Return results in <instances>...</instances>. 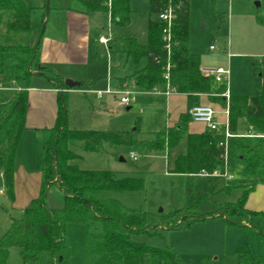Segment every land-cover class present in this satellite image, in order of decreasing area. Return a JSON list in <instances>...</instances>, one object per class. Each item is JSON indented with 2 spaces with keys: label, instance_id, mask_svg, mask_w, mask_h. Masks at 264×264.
<instances>
[{
  "label": "rangeland",
  "instance_id": "1",
  "mask_svg": "<svg viewBox=\"0 0 264 264\" xmlns=\"http://www.w3.org/2000/svg\"><path fill=\"white\" fill-rule=\"evenodd\" d=\"M24 1L34 9L32 45L41 43L42 46L43 39L40 40V36L44 30L41 31L40 26L45 22L44 18L48 21V30L46 28L44 35L57 36L64 26L67 13L72 8H82L72 0H50L48 11L45 9L48 0ZM130 5L131 25L125 31L111 26L109 14L106 12L87 15L91 51L86 64L81 67V79L75 80L84 83L83 92L106 91L114 77L118 76L117 69L120 72L124 69L126 75H131L146 66V60L139 65L129 61L126 68H120L116 66L120 62L119 57L111 55L108 50L123 34L133 35L141 45L148 43L149 0H130ZM56 29H59L58 32ZM100 37H108L111 43L109 46L100 45L103 53L97 60L93 47L94 41H98ZM212 47L214 50H211ZM190 49L201 56L204 67L230 70L229 90L232 97H264V0H191ZM8 64L14 65V61L11 60ZM52 69L56 68L47 67L46 76L52 75ZM32 72L36 73V67H33ZM17 74L23 75L19 70ZM2 80L6 90L0 92V125L5 119L4 112L16 95L14 91H27L30 100L31 92L41 93L43 88L51 84L47 78L36 75L17 81V84L8 77ZM225 86V83H217L211 78L210 94L218 93ZM79 95L85 98L84 94ZM87 96L95 102L93 105L74 98L78 97L76 94L65 98L68 127L71 130L133 134L139 141L151 140L153 135L166 130L164 100L153 93L135 94L132 97H138L139 101H134L130 106L122 105L120 96H106L103 102L97 101L91 95ZM59 98V94L56 95V103L53 104V108H57V117ZM219 104L226 108L223 103ZM31 107L30 123L40 127L35 131L28 130L22 136L20 152L15 161L14 200L11 201L7 195L0 198V239L8 232L13 220L21 218L32 201L41 194L45 144L51 137L57 118L50 129L43 127L46 124V114H49L50 110V99L46 96L40 100L37 95ZM220 133L223 134L224 130ZM237 133L242 135L241 137L249 135L250 128L245 119L239 121ZM239 138L227 137L226 165L221 168L220 175H199L193 179L196 205L187 198L189 178L171 172L175 159L187 152L186 137L168 153L151 152L138 146L116 147L106 143L100 152L87 153L83 143H76L71 150L78 158L72 164L81 170L111 171L119 179L132 177L144 181V188L138 191L102 193L103 198L118 201L125 209L139 218H144L151 226L146 232L132 235L134 243L158 249L170 248L185 264H200L204 258L214 260L218 264H236V250L247 242L248 229L245 226L249 227L251 222L248 219L251 218L235 216L229 219V223L227 217L222 216L221 208L228 203L237 202L243 188L235 189L230 195L218 191L210 194L209 188L216 184H220V188L232 187L230 185L244 178L240 155L235 147ZM132 152L136 155V160L131 159ZM1 187L5 191L0 172ZM47 205L52 208L63 207L64 196L58 187L51 188ZM175 212L179 213L176 218L173 217L177 214ZM193 216L207 219L190 224ZM214 216L219 217L212 219ZM177 222L178 227L169 228ZM253 224L255 227H264V219L256 217ZM155 225L159 228L153 227ZM97 230H101L98 223L90 227L68 225V264H86L84 248L87 235ZM249 245L254 254L264 256V239L261 235L253 236ZM6 264H24L19 249L10 251Z\"/></svg>",
  "mask_w": 264,
  "mask_h": 264
},
{
  "label": "trees",
  "instance_id": "2",
  "mask_svg": "<svg viewBox=\"0 0 264 264\" xmlns=\"http://www.w3.org/2000/svg\"><path fill=\"white\" fill-rule=\"evenodd\" d=\"M81 4L87 15L106 12L111 26L126 29L131 23L130 0H72ZM171 8L175 19L172 28L171 48L168 50L163 31L166 25L159 16ZM47 9V7H45ZM34 9L24 0H0V79L11 81L30 79L36 74L47 77L59 91L57 123L45 144V169L40 197L33 200L21 218L15 219L8 232L0 239V264H6L10 251L19 249L24 264H68L66 237L69 224L92 226L100 224L101 230L89 232L84 248L86 264H185L172 249H158L136 244L132 235L146 232L151 226L144 218L135 216L118 201L105 199L104 192L138 191L144 181L138 178L119 179L111 171H87L73 165L78 156L71 148L83 143L87 153L100 152L104 143L116 147H140L151 152L166 153L187 138V153L175 161V175L189 178L187 198L194 205L193 179L202 174L212 175L226 164V137L220 131L207 129L202 134H189L187 114L182 115L176 127L165 133L153 135L151 140L139 141L133 134L105 131L71 130L68 127L67 107L63 90L69 89L62 77L54 72L46 76L38 67L40 44L32 45ZM150 20L148 43L141 45L136 38L123 35L111 47L112 55L126 56L134 64L147 60L146 66L124 79H117L116 89L124 90L130 82L142 92H170L188 97L189 108L199 104L201 96L210 93V79L202 74L200 56L190 50L191 0H149ZM45 21V18H44ZM47 22L40 26L44 30ZM43 34V33H42ZM42 37V35L40 36ZM14 65L9 66V61ZM36 67L38 73H33ZM23 73L18 75L17 71ZM18 88V87H15ZM14 89V88H13ZM223 88L221 91H225ZM2 92V91H0ZM12 104L4 112L0 125V172L5 194L14 200L15 161L21 138L26 131L29 109L27 91L16 90ZM2 102L0 101V105ZM229 130L237 132L238 123L245 119L254 135L264 136V97L233 96L230 100ZM247 180L259 178L264 182V137H240L235 144ZM212 185L209 193L230 195L243 188L235 203L221 208L222 216L230 223L231 217L251 218L247 242L235 254L236 264H264V256L250 249V239L259 234L264 239V227L253 224L263 213L246 208L254 186ZM52 187H58L64 196L62 208L47 205ZM177 213V212H175ZM179 213L173 217H178ZM172 217V219H173ZM209 217V216H208ZM204 217H191V223L204 221ZM248 223V222H247ZM178 222L169 226L178 227ZM156 229L158 225L153 226ZM200 264H218L204 258Z\"/></svg>",
  "mask_w": 264,
  "mask_h": 264
},
{
  "label": "crops",
  "instance_id": "3",
  "mask_svg": "<svg viewBox=\"0 0 264 264\" xmlns=\"http://www.w3.org/2000/svg\"><path fill=\"white\" fill-rule=\"evenodd\" d=\"M260 7H261V5L259 4L258 8L260 9ZM60 10H61V8H60ZM149 20H150V17H149ZM47 23H48V21H47ZM148 24H149V22H148ZM130 25H131V23H130ZM46 28H47V24L44 28V32L42 34V37H43L45 31L47 32V30H48V28H47V30H46ZM88 29H89V23H88L87 13H86L85 8L83 6H82V8L81 7L75 8V9L72 8L70 10V12L67 13L64 26H63L62 30H60V33H58L57 36H53L52 34H49V35L46 34V35H44L43 38L39 37L40 40L43 39V42H42V46L40 43L41 49H40V55L38 58V67L43 71V70H47V67L54 66L56 69H52V71L55 74H57L58 76L62 77L64 81H66L65 79H67V80L70 79L73 81H75V80L79 81V79H81L80 77H82L81 67H83V65L86 64L85 62L87 61L88 57L90 56V51H91V42H90V36L88 35L89 34ZM126 29H123V31H125ZM58 30L59 29H56L55 31L58 32ZM190 30H191V26H190ZM129 36H131V35H129ZM132 37H134V36L132 35ZM97 44H99V45H97ZM100 45H102V44L99 43V39H98V41H94L93 54L97 60H99L101 58V55L103 53V49H102L103 45L101 47H100ZM192 53H194V52H192ZM194 54H197V53H194ZM197 55H199V54H197ZM235 55H240V54H235ZM114 56L119 57L120 62H118V64H116V66H118L120 68H122V67L126 68L129 61H131L126 56H120V55H114ZM200 59H201V56H200ZM142 61H144V60H142ZM146 64H147V60H146ZM201 66L204 67V63H203L202 59H201ZM112 67H113V64H112ZM117 70H118V74H117L118 76L114 77V80L110 86L114 89H116L115 87L118 86V80L117 79H124V78L131 76L137 72L136 71L135 73H133L131 75H126V72L124 71V69L121 72L119 71V69H117ZM36 73H38V72L36 71ZM36 76H43V75L36 74ZM43 77H45V76H43ZM45 78H47V77H45ZM209 79H211V78H209ZM230 80H231V76H230ZM49 82L51 84H48V86L43 88L41 90L42 91L41 93H34V92L30 93L29 109H28V115H27L28 125L26 126L27 129L25 132H27L28 130L29 131H35L36 129H39L37 127H40V126H36L35 124L30 123V121L32 119L31 104H32V101H34L36 99L37 95H38L40 100L45 99V96L50 99L49 114H46V117H47L45 119L46 124L43 127L50 129L51 127H53L54 122L56 121V118H57V115H56L57 110L56 109L57 108H56V106H55V108H53V104L56 103V95L59 94L60 90L55 89L52 86V82L50 80H49ZM0 83L3 84V80ZM82 84L84 86V83H82ZM82 87L78 88V89H66L63 91L67 97H71L72 95L76 94L78 97H74V98H79L81 100H84V102H86V104L90 103V105L91 104L93 105L95 102L91 101L87 95H91L97 101L100 100L102 102L104 101L106 96H113L114 98L117 96H120L121 98L123 97L122 95L110 94V95H106L102 99H99L96 96V94L94 93L97 90H91L89 92H83ZM225 88H226V86H225ZM222 89L223 88H221L220 91L216 94L211 95L210 93H208V94L201 96L199 104L212 106L214 108V110L217 112L218 121L221 123V125H223L222 127H224V125L229 122L230 117H229V115L227 116L225 113L226 108L222 107L219 104V102H221V103H223V105L226 106L225 99L218 96V95L222 94L223 92H225V91H221ZM124 90H128V91L132 92L131 104L134 101H136V102L139 101L138 97H137V99H135V97H132V96H134L135 94H138V93H142V91L138 90L133 82H130ZM124 90H122V91H124ZM229 92H230V90H229ZM143 93H145V92H143ZM146 93H148V92H146ZM79 94H84L86 99L82 95H79ZM153 94H155L156 96H158V97L162 98V100H164L163 102H164V107H165V116L167 117V119H166V130H164V132H162V133H165L170 128L176 127L178 125L180 119H181V116L187 114V111L189 109L188 97H187V95H184V94H177V93H170V92H166V93L165 92H155ZM230 94H231V92H230ZM121 98H120V100H121ZM106 104L107 103H105V105ZM129 109H130V107H129ZM188 129H189V134H202L205 131H207V127L204 124L197 123L194 121H191L189 123ZM237 132H238V130H237ZM237 132H235V133L232 132V135L235 137H241L242 135H238ZM24 133H23V135H24ZM244 137L254 139V138H262L264 136H260V135L257 136V135H254L250 132L249 135H245ZM21 141H22V138H21ZM225 142H226V140H225ZM20 146H21V142H20ZM20 146H19V150H20ZM19 150H18L17 156L20 152ZM166 153H168V152H166ZM226 153H227V149H226ZM182 155H185V154H182ZM179 156H181V155H179ZM177 158L175 159V161L177 160ZM123 161H124V159H123ZM240 164H241V162H240ZM174 166H175V162H174ZM241 168H242L243 175H244V170H243L242 164H241ZM220 171H221V169L219 171H216L212 175H220ZM202 175H206V174H202ZM243 177L244 178L240 182L233 183V184L236 186H242L245 184L246 185L248 184L249 186H254L253 191L249 194V197L247 199L246 208L250 211L264 214V182L259 178H253V179L247 180L245 178V176H243ZM2 179H3V177H2ZM227 179L229 180L230 178H227ZM1 191H2V193H1ZM5 195H6L5 191H4L3 187H1L0 188V198L5 197ZM217 217H219V216H214V217H212V219H215ZM262 219H264V218H262Z\"/></svg>",
  "mask_w": 264,
  "mask_h": 264
},
{
  "label": "built area",
  "instance_id": "4",
  "mask_svg": "<svg viewBox=\"0 0 264 264\" xmlns=\"http://www.w3.org/2000/svg\"><path fill=\"white\" fill-rule=\"evenodd\" d=\"M174 19H175V15L173 14L171 8L159 16V20L166 25L163 31V35L165 41H167L168 43L167 44L168 50H170L171 48L172 28H173ZM99 43L104 46H109L111 40L108 37H100ZM211 49L214 50L213 47ZM108 50L111 54V48ZM108 57L110 56L108 55ZM201 71L206 78H213L218 83L226 84L225 92H223L218 96L225 99L226 101L225 113L227 116L228 115L230 116V100H231V96L229 92V83H230V75H231L230 70L223 68L202 67ZM1 81L2 79H0V82ZM5 90L6 88L3 87V85L0 83V91H5ZM94 93L99 99H102L106 95H110V94L122 95L123 97L121 98L120 102L126 106H129L131 104L132 92L128 90L122 91L109 87L106 91H95ZM187 113L192 121L204 124L207 127V129L211 131H221L223 129L226 139L227 137L233 136L229 130V122L225 124L224 127H222L223 125H221V123L218 121L217 112L214 110L212 106L197 104L190 107ZM131 159L132 160L137 159L134 153L131 154Z\"/></svg>",
  "mask_w": 264,
  "mask_h": 264
},
{
  "label": "water",
  "instance_id": "5",
  "mask_svg": "<svg viewBox=\"0 0 264 264\" xmlns=\"http://www.w3.org/2000/svg\"><path fill=\"white\" fill-rule=\"evenodd\" d=\"M49 7H50V0L47 1V10L48 11H49ZM65 84L69 89H78V88H81L83 86V84L81 82L73 81L70 79L66 80ZM122 161H123V159H122Z\"/></svg>",
  "mask_w": 264,
  "mask_h": 264
}]
</instances>
